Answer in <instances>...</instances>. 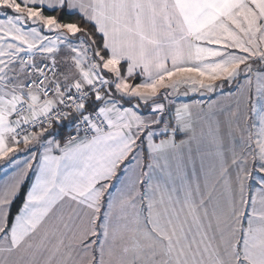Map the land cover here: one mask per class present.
I'll return each mask as SVG.
<instances>
[{"label": "snow or ice", "instance_id": "6c2138e0", "mask_svg": "<svg viewBox=\"0 0 264 264\" xmlns=\"http://www.w3.org/2000/svg\"><path fill=\"white\" fill-rule=\"evenodd\" d=\"M0 264H264V0H0Z\"/></svg>", "mask_w": 264, "mask_h": 264}]
</instances>
